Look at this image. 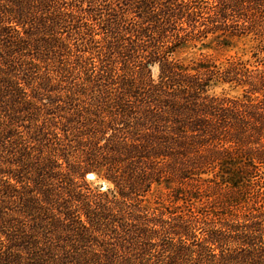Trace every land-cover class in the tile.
I'll return each mask as SVG.
<instances>
[{"label":"trees","instance_id":"16d2710c","mask_svg":"<svg viewBox=\"0 0 264 264\" xmlns=\"http://www.w3.org/2000/svg\"><path fill=\"white\" fill-rule=\"evenodd\" d=\"M209 37L254 46L248 58L235 53L219 65L207 56L191 64L174 58ZM85 53L96 59L85 82L115 87L94 98L101 115L87 116L84 137L103 154L84 171L104 167L114 185L108 211L113 231L127 236L132 264H264V0H0V91L17 93L7 78L34 67L32 59L60 63L55 71L71 87L77 67L88 66ZM16 98L9 118L32 107ZM155 184L184 206L167 213L135 206ZM82 214L93 223L91 212ZM12 253L0 264H21Z\"/></svg>","mask_w":264,"mask_h":264},{"label":"rangeland","instance_id":"374dc122","mask_svg":"<svg viewBox=\"0 0 264 264\" xmlns=\"http://www.w3.org/2000/svg\"><path fill=\"white\" fill-rule=\"evenodd\" d=\"M227 44L229 46L225 47L209 37L196 47L179 49L174 58L191 64L207 56L219 65L235 53L248 58L254 46L252 42L236 39ZM82 56L87 57L88 66L83 72L77 67L69 77L71 87L61 83L55 71L60 63H40L32 59L34 67L7 78L20 86L19 91L13 93V89L5 86L0 91V257L15 251L21 257V264H35L33 253L40 255L44 264H132V256L123 248L127 236L120 228L113 231L115 223L111 215L115 212L111 208L108 211L109 200L114 199L116 191L114 185L102 177L104 167L95 172L84 171L89 159L97 160L103 154L101 150L95 154L89 148L92 143L84 137L91 130L87 116L94 120V114L101 115L102 110L94 98L105 92L112 93L115 86L85 82L95 76L93 62L96 59L88 53ZM151 71L156 78L157 67H152ZM48 84L55 87L47 93ZM69 88L77 98L74 108L65 103L67 96H72ZM221 88L217 87L215 93H221ZM229 93L235 95L240 91ZM52 94L54 103L48 101ZM13 97H17L18 102L30 100L32 107L9 118L6 113ZM42 98L45 105L35 106L41 105ZM10 128L11 133L7 134ZM103 146L101 141L99 148ZM39 167L45 170L42 176L34 172ZM20 170H26V175L21 176ZM171 195L166 186L155 184L149 192L137 196L134 205L165 209V213L176 212L184 203H170ZM24 206H29V213L24 212ZM83 208L92 214L90 225L82 214ZM65 213L70 219L63 215Z\"/></svg>","mask_w":264,"mask_h":264}]
</instances>
